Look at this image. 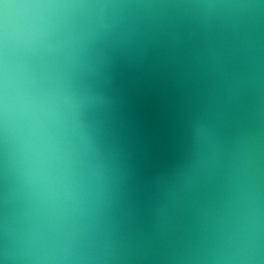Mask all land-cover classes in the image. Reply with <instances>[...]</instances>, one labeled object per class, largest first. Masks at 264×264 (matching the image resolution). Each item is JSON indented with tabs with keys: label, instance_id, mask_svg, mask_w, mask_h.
Here are the masks:
<instances>
[{
	"label": "water",
	"instance_id": "obj_1",
	"mask_svg": "<svg viewBox=\"0 0 264 264\" xmlns=\"http://www.w3.org/2000/svg\"><path fill=\"white\" fill-rule=\"evenodd\" d=\"M0 264H264V0H0Z\"/></svg>",
	"mask_w": 264,
	"mask_h": 264
}]
</instances>
